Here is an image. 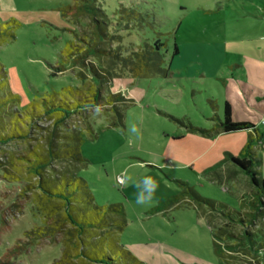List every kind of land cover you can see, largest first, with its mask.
Listing matches in <instances>:
<instances>
[{"label":"rangeland","instance_id":"obj_1","mask_svg":"<svg viewBox=\"0 0 264 264\" xmlns=\"http://www.w3.org/2000/svg\"><path fill=\"white\" fill-rule=\"evenodd\" d=\"M74 2L0 0V22L19 24L15 39L0 46L8 88L18 98L7 102L0 114L16 113L28 130L25 137L0 141L2 264H52L62 255V234L26 247L19 241L45 220L39 203L41 180L73 170L87 182L96 204L124 207L126 227L119 241L141 264H260L261 259L237 246V241L222 242L224 260L216 255L212 233L224 226L219 216H210L206 210L198 213L182 200L179 206L157 213L150 210L179 195L180 181L200 197L236 209L240 197L250 192L249 176L224 161L227 153L239 155L247 132L210 131L222 120L227 101L234 122L247 121L264 133L260 124L264 118V0H100L114 35L106 47L119 48L121 56L132 57L136 63L138 56L132 53L161 44L159 51L147 54L158 64L146 60L144 67L136 65L138 75L119 61L100 60L92 54L86 60L111 73L104 94H119L126 101L121 108L124 127L110 126L115 112L108 105L71 114L62 122L44 113L41 99L50 93L67 99L68 87L94 88L86 66L67 61L63 54L68 41L77 42L76 34L88 40L94 37L87 13L61 14L60 8ZM128 11L137 20L129 19ZM32 105L41 117L27 116ZM74 135L81 138L86 162L76 167L53 162L41 174L33 169L35 154L49 155L50 143L61 147ZM253 151L261 160L253 167H259L264 178V137L256 139ZM221 160L220 167L210 170ZM145 177L158 186L151 199L138 204ZM223 228L242 232L238 226ZM230 244L234 249H226ZM18 245L23 251L7 259Z\"/></svg>","mask_w":264,"mask_h":264},{"label":"trees","instance_id":"obj_2","mask_svg":"<svg viewBox=\"0 0 264 264\" xmlns=\"http://www.w3.org/2000/svg\"><path fill=\"white\" fill-rule=\"evenodd\" d=\"M60 11L64 16H75L84 12L93 22V39L88 40L84 36L79 35L81 36L79 37L76 34L75 41L77 40V42L68 41L63 54L67 57V61L86 66L87 71L91 74L94 88L81 91L68 87L66 89L67 99H59L57 98L58 94L50 93L48 98L41 99L44 113L54 117L56 121L62 122L65 117L68 119L71 114L92 107L108 105L115 112V120L110 123V126L124 127V115L121 108L126 105V101L119 94H104L105 86L111 80V73L89 64L86 60L92 54L100 60L119 61L124 68L131 70L132 74L138 75L136 65L141 67L146 60L151 62L152 60L147 54L159 51L161 44L155 42L153 45H146L144 51L132 53V55L138 56L135 63L132 57L121 56L119 48L106 47V45H111L114 35L108 30L112 24L109 22L100 0H75L73 4L60 8ZM127 13L131 16L129 19L137 20V16H133L134 12L128 11ZM17 27L19 24L16 21L0 22V46L15 39ZM176 53L177 47L174 46L173 54ZM155 61L156 59L152 62L158 64L159 61ZM155 69L157 72L161 71L159 67ZM5 73L4 67L0 64V93L2 91L6 93L5 96H0V109L7 102L18 98L8 88ZM34 106L32 105L31 109L26 111L27 116L29 118L41 117L42 113L36 111ZM21 123L25 125L26 122L16 113H13L11 117L7 114H0V141L25 137L28 130L22 127ZM240 131L248 132L247 142L238 156L227 153L224 161L231 162L240 172L248 175L253 187L250 192L240 197L237 209L200 197L188 183L180 181L183 187L181 193L160 206L154 207L150 213H157L171 205L179 206L181 200L186 204L194 205L198 213L201 210H206L210 216H219L224 223L223 227L238 226L242 230L237 234V232H230L222 226L216 228L212 233V243L217 256L223 260L225 258L223 241H237V246L245 248L252 256L260 258V262L264 264V230L259 225L264 220V178L253 167V164H260V160L256 158L253 151V143L257 138L263 139L264 133H259L252 123L234 122L231 118V105L225 101L222 120H219L216 127L210 132L233 133ZM202 133L207 134L208 132ZM48 153L49 155L45 156L35 154L36 158L33 160L34 162H31L33 169H37L40 174L53 162L55 164L67 162V164L76 167V163L87 161L81 155V138L77 135L68 136L67 143L61 147L50 143ZM224 161L221 160L210 170L220 167ZM75 171L63 172L60 176L59 174L55 175V178L48 176L41 180L39 203L44 207L45 220L42 225L27 230L24 233L25 240L19 242L26 247L46 238L64 235L62 255L52 264H141L140 260L119 241L120 233L126 227L124 207L117 203L96 204L89 185L83 178L76 176ZM0 207H2L1 204ZM226 247V249H234L235 245L230 244ZM21 251H23V246L18 245L12 248L7 254V259L10 255L19 254ZM2 263L4 262L0 260V264Z\"/></svg>","mask_w":264,"mask_h":264},{"label":"clouds","instance_id":"obj_3","mask_svg":"<svg viewBox=\"0 0 264 264\" xmlns=\"http://www.w3.org/2000/svg\"><path fill=\"white\" fill-rule=\"evenodd\" d=\"M157 186V182L153 178L145 177L142 181L143 190L138 194L136 202L138 204H143L146 200L151 199ZM137 187H141V184H138ZM145 192H147V196Z\"/></svg>","mask_w":264,"mask_h":264},{"label":"crops","instance_id":"obj_4","mask_svg":"<svg viewBox=\"0 0 264 264\" xmlns=\"http://www.w3.org/2000/svg\"><path fill=\"white\" fill-rule=\"evenodd\" d=\"M261 91L263 92V97L261 98L263 101H264V83H263V85H262V87H261ZM261 99H259V98H257L256 100H257V102H259ZM261 100V101H262ZM231 118H232V107H231ZM241 122H247V121H241ZM262 131V130H261ZM247 132V131H246ZM247 135H248V132H247ZM231 154V153H230ZM254 154H255V152H254ZM233 155V154H232ZM234 156H236V155H234ZM260 160V159H259ZM261 161V160H260ZM259 166V165H258ZM255 169H258L259 167H254ZM260 171V170H259ZM260 173V172H259ZM250 185H251V187H253V185L251 184V182H250Z\"/></svg>","mask_w":264,"mask_h":264},{"label":"built area","instance_id":"obj_5","mask_svg":"<svg viewBox=\"0 0 264 264\" xmlns=\"http://www.w3.org/2000/svg\"><path fill=\"white\" fill-rule=\"evenodd\" d=\"M260 124L264 125V118L261 119Z\"/></svg>","mask_w":264,"mask_h":264}]
</instances>
